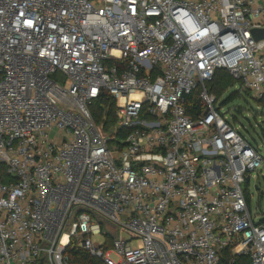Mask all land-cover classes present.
<instances>
[{
  "label": "built area",
  "instance_id": "1",
  "mask_svg": "<svg viewBox=\"0 0 264 264\" xmlns=\"http://www.w3.org/2000/svg\"><path fill=\"white\" fill-rule=\"evenodd\" d=\"M258 30L264 0H0V264H264L262 149L207 88L264 101Z\"/></svg>",
  "mask_w": 264,
  "mask_h": 264
},
{
  "label": "rangeland",
  "instance_id": "2",
  "mask_svg": "<svg viewBox=\"0 0 264 264\" xmlns=\"http://www.w3.org/2000/svg\"><path fill=\"white\" fill-rule=\"evenodd\" d=\"M237 91L239 92L238 87L230 89L222 99H218L217 106L222 108L229 122L247 138L250 144L261 147L264 156V108L258 105L251 93ZM233 93H236L234 100L222 106ZM247 192L251 213L256 219L264 218V166L258 173L253 174ZM116 231L120 237L126 236L122 229ZM93 241L101 243L104 241V236H94Z\"/></svg>",
  "mask_w": 264,
  "mask_h": 264
},
{
  "label": "trees",
  "instance_id": "3",
  "mask_svg": "<svg viewBox=\"0 0 264 264\" xmlns=\"http://www.w3.org/2000/svg\"><path fill=\"white\" fill-rule=\"evenodd\" d=\"M241 83L234 80L231 75L225 70H218L213 78V80L208 83L207 88L210 93L214 94L217 99H222L228 91L234 87H238L239 92L244 91L245 93H250L245 90H241ZM236 93L231 94L222 104L225 105L234 100ZM257 101V100H256ZM258 105L264 108V101H257ZM92 115L97 123L101 126L105 132H109L111 127H114L117 123V118L114 112V102L111 99L105 98L96 101L91 107ZM264 132V129H263ZM6 168L3 165H0V181H6ZM230 251L227 250L224 254V262L229 258ZM70 264H90L92 263L89 255L79 248L77 251L69 252ZM94 264H99L96 260L93 261ZM236 264H249L247 258H239Z\"/></svg>",
  "mask_w": 264,
  "mask_h": 264
},
{
  "label": "water",
  "instance_id": "4",
  "mask_svg": "<svg viewBox=\"0 0 264 264\" xmlns=\"http://www.w3.org/2000/svg\"><path fill=\"white\" fill-rule=\"evenodd\" d=\"M253 36L256 40L264 39V30L254 31ZM256 190H258V187H256Z\"/></svg>",
  "mask_w": 264,
  "mask_h": 264
}]
</instances>
